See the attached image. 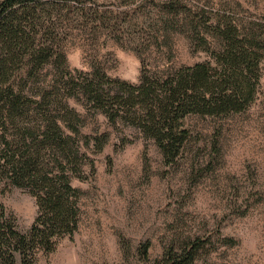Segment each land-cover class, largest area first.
I'll use <instances>...</instances> for the list:
<instances>
[{"label":"rangeland","instance_id":"rangeland-1","mask_svg":"<svg viewBox=\"0 0 264 264\" xmlns=\"http://www.w3.org/2000/svg\"><path fill=\"white\" fill-rule=\"evenodd\" d=\"M79 3L98 13L79 16L63 32L70 71L97 67L136 84L142 59L152 70L205 64L223 44L218 28L234 26L261 42L260 78L245 111L190 116V141L170 164L137 130L115 129L102 113L68 99L83 136H110L101 152L88 151L94 160L92 175L85 169L88 180L72 181L82 192L78 230L35 264H155L166 247L195 237L206 241L198 264H264V0ZM124 138L131 142L122 145ZM0 199L26 232L37 214L35 199L5 181Z\"/></svg>","mask_w":264,"mask_h":264},{"label":"trees","instance_id":"trees-1","mask_svg":"<svg viewBox=\"0 0 264 264\" xmlns=\"http://www.w3.org/2000/svg\"><path fill=\"white\" fill-rule=\"evenodd\" d=\"M90 13L98 10L79 0H0V182L26 190L37 206L30 228L20 232L0 199V264H35L79 228L82 192L72 181L88 180L85 169L94 172L88 151L101 152L110 135L83 136L68 99L102 113L115 129L137 130L167 164L190 141V116L235 115L255 99L261 42L234 26L218 28L223 44L205 64L152 70L142 59L136 84L97 67L70 71L63 32ZM205 245L199 237L169 245L155 264H198ZM149 248L140 247L144 260Z\"/></svg>","mask_w":264,"mask_h":264}]
</instances>
